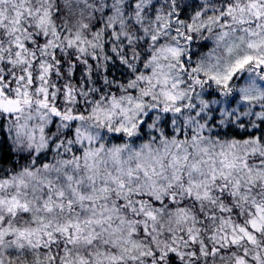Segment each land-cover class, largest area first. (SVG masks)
Here are the masks:
<instances>
[{
	"label": "snow or ice",
	"instance_id": "obj_1",
	"mask_svg": "<svg viewBox=\"0 0 264 264\" xmlns=\"http://www.w3.org/2000/svg\"><path fill=\"white\" fill-rule=\"evenodd\" d=\"M0 264H264V0H0Z\"/></svg>",
	"mask_w": 264,
	"mask_h": 264
}]
</instances>
